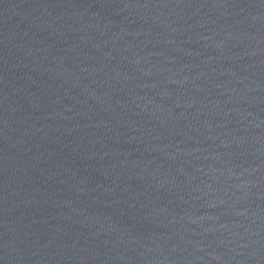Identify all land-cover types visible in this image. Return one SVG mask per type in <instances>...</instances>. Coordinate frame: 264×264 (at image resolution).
<instances>
[{
    "label": "water",
    "instance_id": "water-1",
    "mask_svg": "<svg viewBox=\"0 0 264 264\" xmlns=\"http://www.w3.org/2000/svg\"><path fill=\"white\" fill-rule=\"evenodd\" d=\"M0 264H264V0H0Z\"/></svg>",
    "mask_w": 264,
    "mask_h": 264
}]
</instances>
